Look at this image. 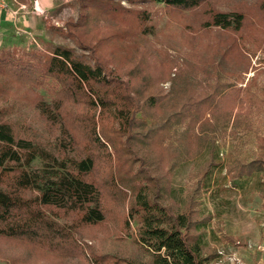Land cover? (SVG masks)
<instances>
[{
	"label": "rangeland",
	"instance_id": "rangeland-1",
	"mask_svg": "<svg viewBox=\"0 0 264 264\" xmlns=\"http://www.w3.org/2000/svg\"><path fill=\"white\" fill-rule=\"evenodd\" d=\"M110 1L133 11L127 17L86 9L79 19L78 0H0V107L16 131L47 141L58 157L45 161L37 156L27 166L36 171L40 185L70 169L71 160L63 166L62 155H83L82 145L89 143L87 112L95 113L100 126V106L92 108L84 98L64 102L67 122L43 112L34 96L53 108L62 95L61 84L51 75L23 68L28 63L34 67L57 46L90 60L88 50L66 32L67 21L83 22L79 31L89 41L131 29L124 36H110L102 56L115 73L141 65L148 74L161 75L159 85L166 93L162 111L145 118L147 127L161 124V129L146 143L131 140L135 154L125 151V135L116 137L119 152L108 145L111 160L106 149L96 147L90 177L101 189L104 219L70 228L71 213L52 215L73 234L59 250L0 235V264H94L95 254L135 264L150 261L152 253L138 237V216L130 218V226L126 222L140 157L158 179L149 181L150 196L158 193L173 212L191 213V220L198 221L191 231L199 234L206 264H264V171L233 177L227 170L238 161L264 156V0H206L191 9L164 1ZM214 10L242 11V27L206 25ZM229 87L241 88L232 113L206 109L201 115L193 106L185 119L176 114L189 96ZM208 104L214 105L210 99ZM90 127L88 123V131ZM31 193H38L37 186Z\"/></svg>",
	"mask_w": 264,
	"mask_h": 264
},
{
	"label": "trees",
	"instance_id": "trees-1",
	"mask_svg": "<svg viewBox=\"0 0 264 264\" xmlns=\"http://www.w3.org/2000/svg\"><path fill=\"white\" fill-rule=\"evenodd\" d=\"M78 1L79 19L86 15V9L109 14L121 13L127 17L133 11L110 0ZM133 1H164L173 8L191 9L206 0ZM243 20L242 11L214 10L210 12L206 25L239 30ZM82 24L72 19L66 22L65 29L88 50L90 60L79 56L70 47L57 46L43 53L42 60L34 67L29 63V66L23 67L30 73L38 71L51 75L60 82L62 95L53 108L40 100L38 94L34 96L36 103L47 115H59L67 122L64 102L68 100L76 102L84 98L92 108L100 106L99 127L94 112L85 114L89 143L82 145L83 155L74 151L69 157L66 154L61 156L63 166L66 160H71L70 169L58 172L55 179L40 185L36 171L31 172L27 166L37 156L45 161H54L57 155L47 141L16 131L6 110L0 107V141L5 144L0 147V235L42 247L48 246L53 250L63 249L67 242H71L73 234L52 215L61 211L71 213L74 221L70 228L81 224L92 225L105 217L100 208L101 189L90 177L96 166V147L107 150L110 145L113 152H119L116 137L122 138L125 135V151L129 156L135 154L137 149L131 140L138 144L146 143L161 129V124L147 127L145 118L162 111L163 96H166L159 85L161 75L148 74L141 65L132 66L123 73H115L102 56L100 50L110 36H124L131 33V29L116 30L107 35H99L96 41H89L84 40L79 31ZM240 91L239 87H229L199 98L191 95L179 103L180 109L176 114L185 119L190 116L189 110L193 106L197 107L195 109L201 115L206 109H210L213 114L225 111L232 113L239 104ZM207 99L214 103L212 107ZM139 112L141 117L137 116ZM75 122H78V118ZM88 123L91 126L89 131ZM68 127V132L74 138L72 128ZM107 154L111 160L112 151L107 150ZM138 160L140 164L134 175V197L129 204L126 222L130 226V218L134 216L140 220L138 237L152 253L150 261L145 264H206L207 257L201 254L198 247L199 234L191 231L192 224L197 225L198 221L191 220V213L173 212L159 200L158 193L150 196L147 190L149 181L156 183L158 179L150 172V165L145 159L140 157ZM227 170L233 177L264 171V156L247 162L238 161ZM36 186L38 193H31ZM93 258L94 264H135L131 260L109 254H95Z\"/></svg>",
	"mask_w": 264,
	"mask_h": 264
}]
</instances>
